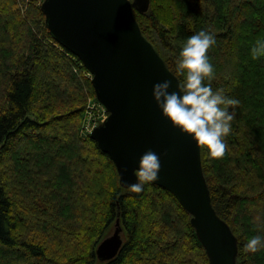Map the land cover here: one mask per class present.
<instances>
[{"label":"trees","instance_id":"trees-1","mask_svg":"<svg viewBox=\"0 0 264 264\" xmlns=\"http://www.w3.org/2000/svg\"><path fill=\"white\" fill-rule=\"evenodd\" d=\"M135 16L168 67L201 28L214 90L238 97L226 151L202 164L213 205L238 238V264H264V0H151ZM50 34L41 5L0 0V264H210L191 214L169 190L147 182L121 186L110 155L81 125L92 79ZM209 81H205L208 83ZM231 110V106H230ZM120 219L125 240L115 258L96 249Z\"/></svg>","mask_w":264,"mask_h":264},{"label":"water","instance_id":"water-1","mask_svg":"<svg viewBox=\"0 0 264 264\" xmlns=\"http://www.w3.org/2000/svg\"><path fill=\"white\" fill-rule=\"evenodd\" d=\"M151 0H44L51 36L92 73L97 99L108 116L91 132L115 162L121 186L137 182L134 168L149 148L160 154L159 178L151 181L172 192L191 214V223L210 264H238V238L213 205L202 164V146L163 115L153 95L158 81L179 78L143 34L135 10ZM118 218L114 231L97 246L100 261L112 260L124 238Z\"/></svg>","mask_w":264,"mask_h":264},{"label":"clouds","instance_id":"clouds-1","mask_svg":"<svg viewBox=\"0 0 264 264\" xmlns=\"http://www.w3.org/2000/svg\"><path fill=\"white\" fill-rule=\"evenodd\" d=\"M215 43V34L204 28L190 35L176 62L178 71L185 76L179 82V90L170 91L172 81L166 79L154 84L153 95L163 115L175 127L191 135L198 146H207L211 156H222L227 147L225 137L231 131L236 106L241 100L226 95L223 88L214 90L212 87L210 81L215 75V65L208 50ZM250 51L253 59L264 57V37H258ZM206 80L209 82L205 83ZM161 167L160 154L147 149L134 168L138 179L130 184L131 189L142 191L147 182L159 178ZM244 247L252 252L264 248V234L251 236Z\"/></svg>","mask_w":264,"mask_h":264},{"label":"rangeland","instance_id":"rangeland-1","mask_svg":"<svg viewBox=\"0 0 264 264\" xmlns=\"http://www.w3.org/2000/svg\"><path fill=\"white\" fill-rule=\"evenodd\" d=\"M89 77L90 78L92 77V75L90 73H89ZM107 114H108V112H107L106 108L99 103L96 95H94V96L91 95L88 98L87 106H86V109H85V112H84L83 118H82L83 123L81 125V130H82L83 136L90 135L92 130L96 126H98L99 124L102 123V121L105 119ZM113 231L114 230H112L106 236L111 235L113 233ZM122 236L125 240L124 231H123Z\"/></svg>","mask_w":264,"mask_h":264},{"label":"built area","instance_id":"built-area-1","mask_svg":"<svg viewBox=\"0 0 264 264\" xmlns=\"http://www.w3.org/2000/svg\"><path fill=\"white\" fill-rule=\"evenodd\" d=\"M27 1V3H34V4H37V5H41L42 4V2L44 1V0H26ZM87 75L89 76V71L87 70ZM91 74V73H90ZM92 75V74H91ZM100 103V102H99ZM101 104V103H100ZM101 105H103V104H101ZM104 106V105H103ZM107 110V109H106Z\"/></svg>","mask_w":264,"mask_h":264},{"label":"bare ground","instance_id":"bare-ground-1","mask_svg":"<svg viewBox=\"0 0 264 264\" xmlns=\"http://www.w3.org/2000/svg\"><path fill=\"white\" fill-rule=\"evenodd\" d=\"M78 58V57H77ZM82 62V61H81ZM107 237V236H106ZM124 243V242H123ZM238 251H239V248H238Z\"/></svg>","mask_w":264,"mask_h":264}]
</instances>
